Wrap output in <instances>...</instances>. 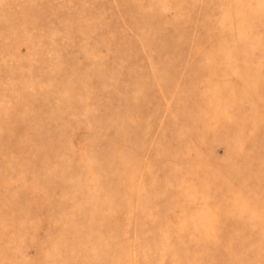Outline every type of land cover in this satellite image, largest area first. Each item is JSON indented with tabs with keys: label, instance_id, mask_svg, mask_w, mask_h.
Listing matches in <instances>:
<instances>
[{
	"label": "rangeland",
	"instance_id": "1",
	"mask_svg": "<svg viewBox=\"0 0 264 264\" xmlns=\"http://www.w3.org/2000/svg\"><path fill=\"white\" fill-rule=\"evenodd\" d=\"M0 264H264V0H0Z\"/></svg>",
	"mask_w": 264,
	"mask_h": 264
}]
</instances>
